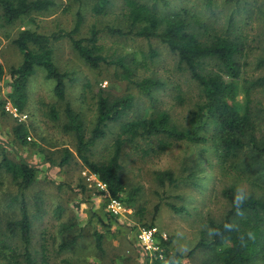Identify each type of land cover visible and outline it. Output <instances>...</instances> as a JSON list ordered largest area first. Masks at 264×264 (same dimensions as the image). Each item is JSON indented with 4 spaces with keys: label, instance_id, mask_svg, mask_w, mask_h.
Here are the masks:
<instances>
[{
    "label": "rangeland",
    "instance_id": "obj_1",
    "mask_svg": "<svg viewBox=\"0 0 264 264\" xmlns=\"http://www.w3.org/2000/svg\"><path fill=\"white\" fill-rule=\"evenodd\" d=\"M55 1L56 5L49 10L11 25L4 23L0 9V102H3L0 104V161L5 153L14 161L27 162L38 169L26 196L32 221L30 248L36 264H40L43 256L48 264H148L152 255L139 235L143 229L150 228V224L157 228L158 241L161 236H172V251L176 233H183V242L189 249L182 257L183 264H222L223 247L204 245L191 251L199 241L208 243L212 239L207 231L210 220H223L230 209L224 189L245 184L249 197L264 199V178L260 176L264 172V157L246 147L236 158L227 159L210 141L171 142L164 152L151 155L137 146L125 145L121 176L126 195L135 190L137 193L131 203L122 200L123 209L115 214L110 208L109 195L98 179L89 180L84 174L88 168L77 156L75 135L63 128L67 121L64 110L70 103L81 114L89 136L97 119L100 93L110 98L133 93L135 102L120 120L109 123L107 135L92 148L94 161H106L110 157L121 124L137 116L167 111L174 123L185 126L189 112L198 102L199 90L179 65L175 54L159 39L149 41L103 33L100 40L104 54L110 59L122 57L135 69L138 79L150 76L163 81V85L154 90L153 98L143 95L123 79L122 70L114 64L91 68L78 56L70 39L63 37L53 45L56 64L73 78L67 83L66 99L56 96L55 82L47 79L45 70L39 67L28 82V103L22 111L28 114L27 120L21 121L3 108L6 101H11V69L23 58L13 42L21 29L27 27L47 34L71 30L79 10L84 15V23L78 37L88 36L94 24L100 29L126 24L121 0H112L105 16L93 15L91 0ZM141 1L156 4L161 15L190 9L211 27L212 34L240 41L239 60L244 71L239 81L238 100L244 107L245 81L264 77V64H259L264 59V0H212L211 5L207 0ZM200 34L205 39L204 33ZM151 47L157 53L153 59L149 57ZM251 98L256 137L258 142H264V85L253 88ZM52 109L58 113V118L52 117ZM23 122L31 137H27L26 144L20 143L13 133V128ZM65 148L73 156L67 164H62ZM162 171L172 172L175 181L161 182L157 174ZM17 192L11 175L0 170L1 238L20 253L24 244L19 235L12 236L6 230L7 222L20 217L19 202L14 200ZM96 233L103 236L102 249L96 244ZM6 257L0 255V264H11ZM253 264H264L263 251Z\"/></svg>",
    "mask_w": 264,
    "mask_h": 264
},
{
    "label": "trees",
    "instance_id": "obj_2",
    "mask_svg": "<svg viewBox=\"0 0 264 264\" xmlns=\"http://www.w3.org/2000/svg\"><path fill=\"white\" fill-rule=\"evenodd\" d=\"M91 1L93 15H108L112 0ZM121 1L125 26H106L100 29L94 24L86 37H78L84 23L81 10L77 12L71 30L47 34L27 27L21 29L13 41L22 52L23 58L18 66L11 69L12 92L9 94L11 103L19 111L24 110L28 103V82L39 67L45 70L47 79L55 82L56 96L60 100L66 99L67 83L72 82L73 78L70 73L60 70L56 64L53 45L54 41L63 37L70 39L78 56L91 68L99 69L103 64H114L122 70L123 79L132 83L143 95L153 98L154 90L160 88L163 81L150 76L138 79L134 73L135 69L122 57L110 59L104 54V45L100 40L103 33L120 37H141L149 41L156 38L175 54L185 74L196 82L199 90L198 102L189 112L185 126L180 127L174 123L171 114L167 111L137 116L121 124L120 131L113 141L110 157L106 161H94L91 158L92 148L107 135L109 123L120 120L133 108L135 95L127 93L110 98L100 93L97 102V119L89 136L81 114L75 111L70 103L66 104L64 110L67 121L63 124V128L75 135L77 156L106 185L109 198L131 203L137 193L135 190L126 195V187L121 176L122 152L124 146L128 144L137 146L146 155H151L164 152L171 142L187 141L199 144L210 141L213 147L227 159L236 158L246 147L251 148L257 156L264 157V142H258L256 137L251 98L253 88L264 85V77L245 81L246 103L243 107L238 100L241 89L239 81L242 80L244 71L239 60L242 49L240 41L227 35L212 34L211 27L190 9L183 8L161 15L156 10V4L150 5L141 0ZM207 4L211 5L212 0H207ZM54 5H56L55 0H0L2 18L8 25L35 13L47 11ZM202 32L206 35L203 34L205 39L200 34ZM156 55V49L151 47L149 57L153 59ZM259 64L263 65L264 59H261ZM51 114L53 118H58L55 109L51 110ZM13 133L20 143L28 142L29 129L24 122L18 123L13 128ZM72 156L73 153L65 148L61 163L67 164ZM0 170L11 175L18 190L14 200L19 202L20 217L7 222L6 230L12 236L18 234L24 244V250L18 253L15 248L2 240L3 217L0 201V255L7 256L11 264H36L30 248L32 221L26 196L27 190L36 180L38 169L27 162L14 161L4 153L0 161ZM157 175L161 182L175 181L170 171H162ZM260 176L264 178V172H261ZM234 190V187L223 190V195L229 200L231 207L223 220L219 222L210 220L209 226L223 231L225 223H234L239 230L224 232V240L212 237L208 243L199 241L191 253L204 245L223 247L220 254L222 264H253L258 255L264 252V199L250 196L244 205L245 214L240 217L236 215L232 205ZM152 225L150 224L151 227ZM249 231L254 233V238L249 240L245 237L246 245L241 246L239 237ZM95 236L96 244L102 249V234L96 233ZM159 239L161 251L153 256L154 264H164V260L172 252L170 248L172 236L168 238L161 236ZM20 257H23V260L19 259ZM48 263L46 256H43L40 264Z\"/></svg>",
    "mask_w": 264,
    "mask_h": 264
},
{
    "label": "clouds",
    "instance_id": "obj_3",
    "mask_svg": "<svg viewBox=\"0 0 264 264\" xmlns=\"http://www.w3.org/2000/svg\"><path fill=\"white\" fill-rule=\"evenodd\" d=\"M249 198V193L247 189V185L245 184H238L235 187L233 192V199L232 205L236 210V215L243 217L244 216V205L246 204ZM238 231L239 228L234 223H225L223 225V231L219 228H208V235L209 237H219L221 240H224V232H232ZM253 239L254 233L251 231L247 232L246 234H241L239 237L241 246L246 245V238ZM184 236L182 232L176 233V238L173 241V251L170 253L167 259L164 260V264H182V257L189 251L188 246L186 243L183 242Z\"/></svg>",
    "mask_w": 264,
    "mask_h": 264
},
{
    "label": "built area",
    "instance_id": "obj_4",
    "mask_svg": "<svg viewBox=\"0 0 264 264\" xmlns=\"http://www.w3.org/2000/svg\"><path fill=\"white\" fill-rule=\"evenodd\" d=\"M4 109L12 113L14 116L19 117L21 121H25L28 118L27 113H22L19 111L17 107H15L11 101H6V103L3 106ZM29 139L31 138L30 136L28 137ZM84 174L87 175V179L91 178H96L99 181V184L107 191L106 185L99 180L98 176L91 172L90 170H85ZM110 208L115 214H120L123 205L121 203V200H117L114 198H110ZM140 238L142 239L146 249L150 251L152 257L151 260L148 264H154L153 263V256L158 252L161 251V246H160V241L157 240V228L156 227H150V228H145L141 231L140 233ZM161 257H163L162 254H160Z\"/></svg>",
    "mask_w": 264,
    "mask_h": 264
}]
</instances>
